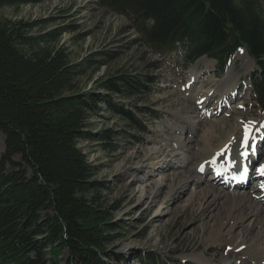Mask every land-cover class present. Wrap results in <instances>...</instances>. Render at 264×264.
<instances>
[{"label":"trees","instance_id":"trees-1","mask_svg":"<svg viewBox=\"0 0 264 264\" xmlns=\"http://www.w3.org/2000/svg\"><path fill=\"white\" fill-rule=\"evenodd\" d=\"M44 1L0 0V9ZM96 3L129 19L160 58L180 56L194 65L207 57L217 62L219 77L245 50L256 66L249 76L254 101L264 106V7L259 0ZM39 26L0 24V132L6 146L0 160V264H106V256L122 260L108 251L127 225L115 221L116 207L102 205L103 185L95 180L97 173L79 142L104 141L116 153L111 136H91L89 120L113 110L137 122L113 102V95L135 99L146 85L142 78L125 75L97 83L103 94L79 88L94 66L70 63L65 49L51 48L67 30L33 34ZM145 114L147 121H162L158 110ZM138 126H133L136 132L149 134L147 122ZM139 261L160 264L154 253Z\"/></svg>","mask_w":264,"mask_h":264},{"label":"rangeland","instance_id":"rangeland-1","mask_svg":"<svg viewBox=\"0 0 264 264\" xmlns=\"http://www.w3.org/2000/svg\"><path fill=\"white\" fill-rule=\"evenodd\" d=\"M259 1L264 7V0ZM5 21L39 22L40 26L33 31L35 35L57 29L67 30L60 42L51 44V48L65 49L70 63L94 66L86 77L79 80V88L83 90L102 93L96 89L97 83L125 75L142 78L143 84L146 85V88L141 89L143 93L138 94L135 99L113 95V102L125 112H130L137 122H130L127 113L119 114L113 110H102L99 115L92 116L89 120L88 131L91 136H99L102 133L104 136H111L114 141L109 142L117 148L116 153H113L109 146H104L103 144L107 143L104 141L87 139L79 142V148L97 173L95 180L103 185L100 199L102 205L105 208L116 207L115 221L127 225L124 236L111 245L108 252L114 255L127 253V262L124 264H142V261L138 262L137 259L152 253L159 257L160 264H199L196 257L209 249L207 254L210 264H222L230 253L243 254L239 250H233L237 240H243L245 246L242 250L254 245L255 234L260 232V229L264 232V188L261 187L264 185V176L258 172V169L264 166V145L259 149L260 152L257 150V161L250 159L253 160L250 163V174L253 176L244 177L248 179V183H244L245 189L220 190L242 195L261 187L263 191L257 192L258 198L246 203L247 207H255L259 215L256 220L249 217L237 226H234V220L228 221L229 223L226 221L227 224L218 237L213 236L212 228H218L220 221L217 225L209 213L198 208L194 197L214 179L223 183L226 178H230L234 186L237 181L235 177H240L241 172L228 177L233 170H218L221 175L226 176L219 178L211 166L202 173L203 175L200 174V185L191 187L182 196L176 193L170 195L172 183L164 182L168 175L173 179L170 169L157 173L150 179V184H142L150 168L149 163L144 162L143 154L150 148L161 147L162 141L165 142L163 144L178 142L189 151H199L207 146L201 145L200 142L206 134L216 137L218 131L226 132L228 128L227 134L236 135L234 138L238 139L244 133L247 125L244 123L247 121L264 124V106L260 108L254 101L249 81V76L256 70V66L245 50H241L234 57L221 77L217 62L206 57L194 65H186L180 56L160 58L147 48L129 19L101 9L96 0H46L36 6L6 7L0 9V24ZM229 84L232 88L224 94L226 99L222 104L223 109L218 110L217 106L212 104L210 116L195 122L198 132H191L192 120L198 114H203L197 109L196 113H193L200 91H214L219 87L216 94L220 95L229 88ZM184 109L190 111V119L183 115ZM147 110L160 111L163 114L162 121H147ZM144 122L149 125L150 132L147 135H141L133 128ZM260 131H264V126ZM248 144L251 145L250 142ZM5 150V135L0 132V160ZM173 150L170 148L168 153ZM175 150L179 152L181 149ZM189 151L185 153L189 155ZM137 152V158L130 160L128 156ZM15 160L20 162L21 157L16 156ZM123 164H126V175L117 173V167ZM141 165H144V169L136 171ZM188 170L184 168L174 171L185 173ZM147 184L153 189V197L162 184V195H158L151 206H141L138 198ZM219 186L216 187L220 188ZM178 197H181L180 201ZM191 197L194 203H189ZM222 203L226 205L225 200ZM241 211L234 213V216L239 215ZM247 225L249 229L254 230L246 239L242 233ZM260 238L264 240V235Z\"/></svg>","mask_w":264,"mask_h":264},{"label":"bare ground","instance_id":"bare-ground-1","mask_svg":"<svg viewBox=\"0 0 264 264\" xmlns=\"http://www.w3.org/2000/svg\"><path fill=\"white\" fill-rule=\"evenodd\" d=\"M228 86L229 88L224 90L220 95L216 94L219 87H217L218 89L214 91L212 90L204 91V92L200 91V97L196 101L197 107L195 108V110H193V113H196V109H197L200 112H203V114L202 115L198 114L196 117H194V120H192L193 126L190 127L191 132H194V134L198 132L195 122H197V120L200 121V119L207 118L208 116H210L209 110L212 104L214 106H217L218 110L223 109L222 104L224 99H226L224 94H227L228 91H230V89L232 88L230 87L231 84H229ZM183 111H184L183 115H185L186 118L190 119L189 118L190 111L187 109H184ZM244 124H247L246 127L244 128V133L238 139L234 138L236 137V135L234 136L227 134V131L229 130L228 128L226 129V132L221 130L218 131L216 137H212L210 134H206V136L201 138L202 140L200 142L202 143L201 145L205 146L207 144V146H205L199 151L197 150L189 151L180 144H178V142L163 144L165 143L164 141L161 142L162 144L161 147L150 148L146 150V152L143 154L145 159L144 162L147 164L149 163L150 168L147 171L148 172L147 178L146 180L142 181V184L149 183L150 179L153 178L157 173L170 169L173 172L172 174L173 179H171V175H168V177L165 178L164 182L170 181V183H172L170 195L176 193L182 196L185 193H187L191 189V187L195 188L197 185H200L201 183V179H199L200 174L204 173L211 166L213 167L214 170L216 169L217 171L219 170L223 172H229L233 170L232 173L238 172L246 167L248 168L250 166L251 161L253 162V160H250V158L249 159L246 158V154L247 152L252 151L253 148L252 144L256 140L258 139H261L262 141L264 140V136H262L264 131L263 132L260 131V129H262L264 124L262 123L256 124L252 121H247ZM246 129H247V137H248L247 144H245ZM248 142H250L251 145L248 144ZM169 147L174 150L168 153V151L170 150ZM175 149H181V150L177 152ZM225 149H227L226 152L224 151ZM184 150L189 151L190 152L189 155L188 153H185ZM221 153L224 154L220 155ZM137 156H138V152L128 157L130 160H132V159H136ZM213 160L216 161L215 164L212 163ZM125 168H126V164H123V166L121 167L120 166L117 167V173L121 175H126ZM184 168H187L189 170L186 171L185 173L180 171H174ZM142 169H144V165H141V167L137 168L136 171ZM223 176L225 175L223 174ZM239 179L240 177L236 178V180ZM241 183L236 184V186H232L233 184L232 181H230L229 185H227L224 182L220 183V181L214 179L212 183L206 184V186L203 188L202 191L199 192L198 195H195L194 199L199 206L198 208H201L202 211L209 213L210 216H212L213 219L215 220L216 224L218 223V221H220L219 224L220 226H218V228L217 226L212 228L214 232L213 235L214 237H218L219 234H222V230L225 227L224 225L227 224L226 221L228 222L234 220L235 221L234 226L235 225L237 226L238 224L244 223V221L247 220L249 217L255 220L256 217H258L259 213L256 211L257 209L254 207L256 209L255 210L252 205H249L247 207L246 203L253 202L252 200H254V198H258L257 192L262 190L261 187H259L258 189L257 188L251 189L250 191H248L247 194L243 193L242 195L236 193H227L224 190L220 191L222 188L223 189L228 188L231 191L239 188L245 189L244 183L247 184L248 179L246 178V181L243 180V182ZM217 184H219L221 187ZM216 186H219L220 188ZM159 187L161 188L157 191L156 195L153 197L152 196L154 193L153 189L151 188L150 185L147 184V186H145V190L141 192V195L138 198V202L140 203V205L147 206L150 204L151 206L152 204H154L155 199L162 195L163 185L161 184V186ZM195 194H197V191H195ZM178 199L180 201L181 197L180 198L178 197ZM189 200H190L189 203H191V201H193L194 203L193 197H191ZM224 200L226 201V205L222 203V201ZM242 208L245 209L241 211ZM237 211H241V213L237 216H234V213L236 214ZM253 230L254 229L252 228L249 229L247 225V228L242 233L243 237L245 238L246 236L249 237V235H251L250 232H253ZM255 235H256L255 236L256 239L254 238L255 239L254 245H252L251 247H247L246 250H242L243 246H245L243 240L241 242H238V240L236 242L235 240L236 243L233 245L234 248L232 247L233 250L234 251L239 250L243 254L238 255L235 253H230L227 258L225 257L226 259L225 261H223L222 264H264V240L263 238L262 240L260 238V236L264 235V232L263 230L260 229V232L256 233ZM207 253H209V249L202 251L201 256L196 257V260L198 261L199 264H210V261L208 259L209 256Z\"/></svg>","mask_w":264,"mask_h":264},{"label":"snow or ice","instance_id":"snow-or-ice-1","mask_svg":"<svg viewBox=\"0 0 264 264\" xmlns=\"http://www.w3.org/2000/svg\"><path fill=\"white\" fill-rule=\"evenodd\" d=\"M247 129H246V136H245V144H247ZM225 152L227 151V149L224 150ZM224 153H221L220 155H223ZM215 160L212 161L213 164H215ZM203 170V169H201ZM246 171L247 169L244 170V174H246ZM258 172L261 176H264V166H261L259 169H258ZM241 179L243 178V174L241 175L240 177ZM262 188H264V185L261 186Z\"/></svg>","mask_w":264,"mask_h":264}]
</instances>
